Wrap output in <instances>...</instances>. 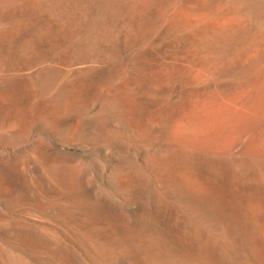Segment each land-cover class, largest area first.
Wrapping results in <instances>:
<instances>
[{"label": "rangeland", "instance_id": "374dc122", "mask_svg": "<svg viewBox=\"0 0 264 264\" xmlns=\"http://www.w3.org/2000/svg\"><path fill=\"white\" fill-rule=\"evenodd\" d=\"M30 1L0 0V29L25 21V28L14 33L16 39L5 42L6 46L12 45L6 48L2 45L5 40L0 41L4 47L0 48V264H61L48 253L26 244L25 240L32 236L63 252L66 249L79 264H116L117 259H124L125 264H138L126 252L125 236L147 223V215L154 206L175 210L171 198L155 192L151 178L153 163L171 153L167 146L159 145L162 134L199 132L202 127L190 126L188 112L167 130L153 120V114L157 108L179 103L193 81L199 86L196 80L210 68V63L203 60L189 66L182 61L184 36L172 43L157 36L161 26L147 43L122 51L119 28L125 14L118 15L115 24L112 22L116 29L113 35L119 30V36L109 34L98 47L87 42L81 33L80 37H71L72 40L57 34L43 47L46 41L38 40L42 29L56 26L58 18L43 6L23 15L19 11ZM35 1L38 2L32 0ZM200 2L205 0H192L185 7L173 9L172 14L185 24L199 21L206 26L249 24L245 10L238 11L231 3L208 15L195 6ZM241 2L242 8L264 21V0ZM82 4L83 8L72 7L71 15L76 14L84 21L89 19L91 23L99 18L101 8L86 11ZM21 36L26 39L20 40ZM36 36L38 41L34 39ZM30 42H35L33 48L27 47ZM153 48H161L168 58L153 59L152 63ZM26 50L34 52L28 56ZM148 50L150 57L138 68L136 59L142 54L146 56ZM171 55L179 60H171ZM243 55L244 62L254 57L248 50ZM158 61L165 66L191 68L187 81L159 85L148 79V74L156 72L154 66ZM219 76L211 78L208 86L220 93L228 80ZM11 87L20 92L14 98L4 99L2 91ZM129 96L141 99L146 107L139 117L134 113L138 117L135 123L124 115L123 108L111 104ZM18 117L20 124L14 125ZM175 221L183 232H196L187 220L177 217Z\"/></svg>", "mask_w": 264, "mask_h": 264}, {"label": "bare ground", "instance_id": "6f19581e", "mask_svg": "<svg viewBox=\"0 0 264 264\" xmlns=\"http://www.w3.org/2000/svg\"><path fill=\"white\" fill-rule=\"evenodd\" d=\"M40 1L35 3L31 0L19 12L27 16L29 11L43 6L58 18L56 26L42 29L38 40L46 41L43 47L47 41L51 43L52 37L57 34L65 40H72L71 37H78L79 33L87 42L98 47L109 34L113 35L112 24L117 16L124 17L125 14L121 21L118 18L121 22L118 28L122 37V51L147 43L148 38L157 33L161 26V33L157 36L161 35L172 43L180 35L184 36L182 61L189 66H196L205 60L210 63V68L196 80L199 86L193 81V86L179 103L157 108L153 114V120L167 129L173 121L190 112V126L202 127L199 132L189 130L188 133L175 134L176 131H168L162 134L159 145L167 146L171 153L153 163L151 178L155 192L160 191L171 198L176 211L171 207L157 209L154 206L147 215L146 224L130 233L127 230L128 234L125 232L127 235L123 238L126 239L124 247L129 258L138 264H264V21H260L254 12L242 8L241 0H205L195 6L209 15L221 10L224 4L231 3L234 9L245 10L249 17L248 25L206 26L201 21L182 23L172 14L173 9L185 7L192 0ZM83 2V10L92 11L93 7L102 9L99 18L92 23L89 19L84 21L70 13L72 7L83 6ZM85 3L89 9L92 7L91 10L85 8ZM24 22L18 21L0 29V41L1 38L5 40L4 43L14 41V33L22 30ZM156 37L153 39L156 40ZM19 39L26 38L22 39L21 36ZM34 39L37 40V36ZM34 43L30 42L27 47L33 48ZM2 45L5 47L6 43ZM247 50L252 51L254 57L244 62L242 55ZM32 51L25 53L29 56ZM149 51L145 54L148 55ZM152 54L155 57L152 55L151 61L168 58L161 48H153ZM147 55L142 54L136 59L138 68L151 54ZM169 58L179 60L173 55ZM160 62L154 66L157 68L154 75L148 74V79L159 85L177 80L187 81L191 68L176 64L165 66ZM219 74L227 78L228 85L217 93L209 88L208 82ZM220 77L218 80L222 79ZM19 92L11 87L2 91L1 95L5 99ZM140 100L129 96L124 100H113L111 104L123 108L124 115L135 123V118L143 114L146 108ZM20 121L19 117L16 118L14 125H19ZM177 217L190 222L197 233L193 230L191 234L183 232L175 221ZM25 243L48 253L61 264H79L65 252V248L63 252L40 238L32 236ZM229 258L235 263L230 262ZM115 263L125 264L124 259H117Z\"/></svg>", "mask_w": 264, "mask_h": 264}]
</instances>
